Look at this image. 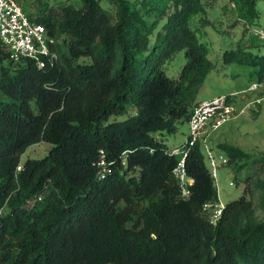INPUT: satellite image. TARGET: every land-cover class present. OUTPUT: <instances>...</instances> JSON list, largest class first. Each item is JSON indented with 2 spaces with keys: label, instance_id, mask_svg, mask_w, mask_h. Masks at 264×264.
Returning a JSON list of instances; mask_svg holds the SVG:
<instances>
[{
  "label": "trees",
  "instance_id": "1",
  "mask_svg": "<svg viewBox=\"0 0 264 264\" xmlns=\"http://www.w3.org/2000/svg\"><path fill=\"white\" fill-rule=\"evenodd\" d=\"M208 1L45 4L30 16L56 38L57 57L41 67L0 38V264H264V155L219 143L246 187L213 224L204 204L219 192L203 149L187 157L185 197L161 138L188 121L215 66L192 25L208 22ZM233 2L246 23L259 17L258 0ZM182 49L173 78L166 65ZM228 52L264 74V54ZM43 140L47 154L22 161ZM101 149L113 160L106 178Z\"/></svg>",
  "mask_w": 264,
  "mask_h": 264
},
{
  "label": "rangeland",
  "instance_id": "2",
  "mask_svg": "<svg viewBox=\"0 0 264 264\" xmlns=\"http://www.w3.org/2000/svg\"><path fill=\"white\" fill-rule=\"evenodd\" d=\"M25 10L34 17L46 4L59 7L61 4H80V0H18ZM233 0H210L208 1V22H204L200 15L193 18V27L197 35L207 46L208 55L214 61L215 66L207 74L204 83L198 93L197 101L210 98L221 93L242 91L253 81L259 78L261 66L259 63L240 60L238 57L228 60V50L244 47L249 54H264V39L256 36L254 45L245 46L250 42V35L255 27H264V0H258L257 8L259 17L253 23H246L239 18ZM86 59V58H85ZM186 62L185 50H180L173 59L168 61L166 71L168 75L177 78ZM258 94L264 96V90L249 91L248 96H237L236 103L241 106ZM127 112L112 115L111 118L124 119L128 117ZM189 133L187 122L178 124L174 132L162 135L169 148L181 144L186 140ZM230 142L241 146L254 154L264 155V98L261 104L252 112L239 115L229 122L214 130L209 137V144L216 153L220 152L219 143ZM52 143L41 141L27 148L22 155V161L27 158H39L47 154ZM209 164V159L205 155ZM218 186L219 199L228 202L238 198L246 187V182L237 180L233 169L225 164L218 167L215 176ZM231 181H234L231 183ZM257 213L264 219V210L257 208Z\"/></svg>",
  "mask_w": 264,
  "mask_h": 264
},
{
  "label": "built area",
  "instance_id": "3",
  "mask_svg": "<svg viewBox=\"0 0 264 264\" xmlns=\"http://www.w3.org/2000/svg\"><path fill=\"white\" fill-rule=\"evenodd\" d=\"M253 32L260 39H264V27H255ZM0 38L10 56L16 60L29 57L41 67L48 61L54 62L57 57V53L52 49L56 38L49 33L44 23L33 19L18 0H0ZM258 90H264V74L242 91L221 93L210 98L200 99L194 104L188 119L189 133L186 140L172 148H169L168 145L166 147L169 154L178 155L172 172L183 196L190 195V185L194 181L187 168V157L193 147L197 144L201 146L209 159L210 169L215 177L218 167L227 164L229 159L225 152L216 153L214 151L209 144V137L214 130L235 117L255 110L261 104L264 96L258 94L241 106L237 105L236 99L240 94V96L246 97L249 91ZM127 153L128 149L124 150L123 154ZM112 162L113 160L107 158L104 149H101L97 161L100 178H106L111 170ZM123 163H126L125 158ZM21 168L22 164H19L18 170ZM233 182L231 181V183ZM41 197L42 195H39L36 199ZM224 207L225 202L220 199L217 202L210 201L204 204L213 224H217ZM4 211L5 207L1 208L0 214Z\"/></svg>",
  "mask_w": 264,
  "mask_h": 264
}]
</instances>
